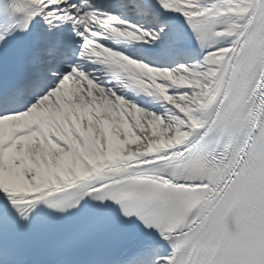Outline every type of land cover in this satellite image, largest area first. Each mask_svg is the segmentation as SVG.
<instances>
[{"label": "snow or ice", "instance_id": "snow-or-ice-1", "mask_svg": "<svg viewBox=\"0 0 264 264\" xmlns=\"http://www.w3.org/2000/svg\"><path fill=\"white\" fill-rule=\"evenodd\" d=\"M0 264H264V0H0Z\"/></svg>", "mask_w": 264, "mask_h": 264}]
</instances>
